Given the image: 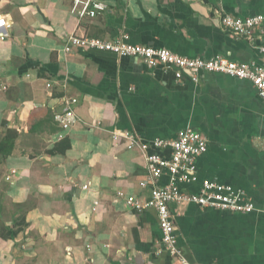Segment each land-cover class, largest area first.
Here are the masks:
<instances>
[{
    "label": "crops",
    "instance_id": "0c3cea01",
    "mask_svg": "<svg viewBox=\"0 0 264 264\" xmlns=\"http://www.w3.org/2000/svg\"><path fill=\"white\" fill-rule=\"evenodd\" d=\"M94 3L93 17L80 14ZM223 14L264 15V0H0L8 22L0 29V140L17 133L0 156V264H179L161 247L154 209L137 212L116 195L149 192L139 186L143 155L111 133L173 140L186 127L206 137L207 151L197 159L199 181L182 191L215 181L242 191L253 210L174 206L178 246L193 264H264V100L251 82L200 72L193 83L134 57L64 52L70 34L125 33L132 44L189 58L258 64L264 37L230 34ZM71 98L79 121L56 140L54 115ZM63 140L69 148L54 151Z\"/></svg>",
    "mask_w": 264,
    "mask_h": 264
},
{
    "label": "built area",
    "instance_id": "2783aa9c",
    "mask_svg": "<svg viewBox=\"0 0 264 264\" xmlns=\"http://www.w3.org/2000/svg\"><path fill=\"white\" fill-rule=\"evenodd\" d=\"M101 9L98 3L92 9H86L81 15L93 17L96 10ZM264 15L239 18L230 14L220 16V27L230 34L250 38L255 34L264 37ZM8 22L0 16V29L7 27ZM3 40L4 36L0 35ZM125 33H120L111 40L76 36L70 34L64 43V52L73 48L107 51L118 57H134L147 68L171 72L176 80L187 77L193 83L199 81L200 72H215L240 80H248L254 86L258 97L264 100V48L260 62L239 63L222 56L208 59L189 58L178 55L166 49H157L147 45L132 44ZM49 86V84H47ZM76 99L65 102L64 108L54 115L55 122L60 127L56 140L62 139L66 132L79 121L70 105ZM114 143L123 142L125 148H137L144 157L146 177L139 182L141 189L148 188V199H140L132 195L117 192L118 197H124L126 204L137 212L152 208L156 213L158 228L161 233V247L168 256L176 259L179 264H193L189 261L177 243L175 234L174 213L171 209L178 205L194 204L199 207H210L230 212H251L253 205L243 202L244 193L228 185H221L207 179L200 181L197 193L184 192L182 187L197 183V159L207 151V139L200 132L190 127L179 131L173 140L153 139L142 141L134 132H113ZM169 150V157H164L160 151ZM14 173V171H11ZM166 175L164 184H159L160 178ZM10 180L9 176L5 177ZM83 188H86L84 186ZM200 264V263H197Z\"/></svg>",
    "mask_w": 264,
    "mask_h": 264
},
{
    "label": "trees",
    "instance_id": "16d2710c",
    "mask_svg": "<svg viewBox=\"0 0 264 264\" xmlns=\"http://www.w3.org/2000/svg\"><path fill=\"white\" fill-rule=\"evenodd\" d=\"M17 136V133L12 130H7L4 134V136L0 140V156L6 157L10 155L13 146H14V140ZM69 148V144L67 141H60L55 147L53 148L54 151L63 152L66 149Z\"/></svg>",
    "mask_w": 264,
    "mask_h": 264
}]
</instances>
